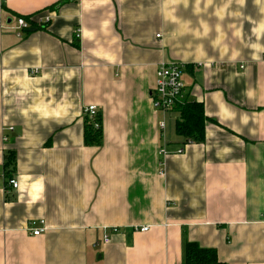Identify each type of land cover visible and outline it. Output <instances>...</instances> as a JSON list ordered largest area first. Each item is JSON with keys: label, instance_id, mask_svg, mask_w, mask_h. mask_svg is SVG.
Segmentation results:
<instances>
[{"label": "crops", "instance_id": "0c3cea01", "mask_svg": "<svg viewBox=\"0 0 264 264\" xmlns=\"http://www.w3.org/2000/svg\"><path fill=\"white\" fill-rule=\"evenodd\" d=\"M0 19V264H186L187 244L264 264V0H2ZM171 62L202 144L153 107Z\"/></svg>", "mask_w": 264, "mask_h": 264}, {"label": "built area", "instance_id": "2783aa9c", "mask_svg": "<svg viewBox=\"0 0 264 264\" xmlns=\"http://www.w3.org/2000/svg\"><path fill=\"white\" fill-rule=\"evenodd\" d=\"M0 8H2V0H0ZM1 24V19H0ZM29 28V24L24 18L17 19L16 30L17 37L22 38L25 31ZM80 36L77 35V38ZM185 66L178 63H162L159 65L156 72V87L151 92V99L153 107L156 111L161 114H168L173 109L177 108L180 100L183 98V93L185 90L184 82ZM84 114L88 120L92 122L95 129L101 128V118L98 107L88 106L84 110ZM160 129L163 131L165 129V123L160 124ZM13 130V128H10ZM4 141H8V137L4 138ZM186 146V145H185ZM184 149L178 151V154H183ZM159 154L166 158L168 152L166 147L161 148ZM163 166V162H161ZM162 173V172H161ZM8 186L17 190L19 188L18 181L15 178H10L8 181ZM46 222L44 220L31 221L29 224L30 232L33 236L39 237L43 235L46 231ZM150 230L149 227H142L139 229L140 232L145 233ZM119 234L118 228H112L110 231L104 235V243L109 244L111 242V236Z\"/></svg>", "mask_w": 264, "mask_h": 264}, {"label": "trees", "instance_id": "16d2710c", "mask_svg": "<svg viewBox=\"0 0 264 264\" xmlns=\"http://www.w3.org/2000/svg\"><path fill=\"white\" fill-rule=\"evenodd\" d=\"M64 2L56 5L58 8ZM177 111L180 115L176 125L177 134L185 139V145L202 144L205 141V128L208 118L205 114L204 104L192 102L179 105ZM87 119V118H86ZM103 144V129H95L90 120H86L85 145L88 147H100ZM12 161L7 163L13 165L14 155L11 154ZM186 264H222L218 261L216 252L199 248L196 244L186 246Z\"/></svg>", "mask_w": 264, "mask_h": 264}, {"label": "rangeland", "instance_id": "374dc122", "mask_svg": "<svg viewBox=\"0 0 264 264\" xmlns=\"http://www.w3.org/2000/svg\"><path fill=\"white\" fill-rule=\"evenodd\" d=\"M156 111V110H155ZM157 113H159L158 111H156ZM160 114V113H159Z\"/></svg>", "mask_w": 264, "mask_h": 264}]
</instances>
